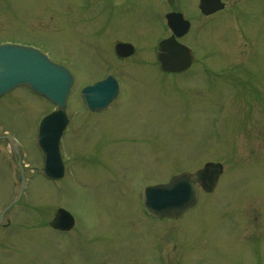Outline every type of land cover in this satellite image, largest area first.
I'll return each instance as SVG.
<instances>
[{
	"label": "rangeland",
	"instance_id": "1",
	"mask_svg": "<svg viewBox=\"0 0 264 264\" xmlns=\"http://www.w3.org/2000/svg\"><path fill=\"white\" fill-rule=\"evenodd\" d=\"M177 1L194 23L182 40L199 61L182 75L153 57L160 0H0V44L32 45L76 79L55 184L35 140L52 105L25 87L0 97V136L21 142L28 182L0 226V264H264V0H225L211 17L198 0ZM119 41L136 55L115 59ZM108 75L121 94L89 113L80 90ZM208 162L224 168L213 193L181 219L147 215L144 187ZM8 168L0 210L21 187ZM59 208L76 220L69 233L49 225Z\"/></svg>",
	"mask_w": 264,
	"mask_h": 264
},
{
	"label": "water",
	"instance_id": "2",
	"mask_svg": "<svg viewBox=\"0 0 264 264\" xmlns=\"http://www.w3.org/2000/svg\"><path fill=\"white\" fill-rule=\"evenodd\" d=\"M200 8L203 13L211 14L222 9L223 4L220 0H201ZM117 50H126V54L132 51L128 45H118ZM159 58L167 71H184L192 63L191 51L174 39L161 44ZM21 85H29L61 106L59 111L43 120L38 136L39 148L46 158L45 174L49 178L59 179L63 176V167L58 148L68 122L65 106L72 76L37 50L15 45L0 46V95ZM117 92L115 79L109 77L85 88L82 95L90 110L99 111L107 107ZM221 173L220 164L209 163L196 173L185 172L175 176L167 184L147 188L144 192L145 205L159 217H178L197 203L200 187L206 192L214 190ZM72 225L73 218L60 210L53 226L68 230Z\"/></svg>",
	"mask_w": 264,
	"mask_h": 264
},
{
	"label": "flooded vegetation",
	"instance_id": "3",
	"mask_svg": "<svg viewBox=\"0 0 264 264\" xmlns=\"http://www.w3.org/2000/svg\"><path fill=\"white\" fill-rule=\"evenodd\" d=\"M166 2H168V7H166V9H164L162 7L157 12L159 14L160 18L162 17V14L164 16L166 13H168L170 11H181L180 7L176 4L178 2L177 0H166ZM162 5L165 6V4L163 2H162ZM184 16H185V14H184ZM189 20L192 22V19H189ZM162 22H163V19H162ZM127 59H122V60H127Z\"/></svg>",
	"mask_w": 264,
	"mask_h": 264
}]
</instances>
